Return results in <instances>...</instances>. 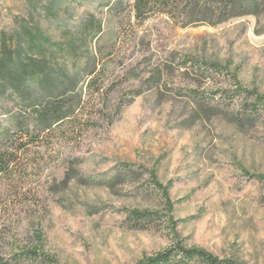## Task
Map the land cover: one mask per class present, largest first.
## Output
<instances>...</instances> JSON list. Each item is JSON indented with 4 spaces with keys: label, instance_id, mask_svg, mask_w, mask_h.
<instances>
[{
    "label": "rangeland",
    "instance_id": "rangeland-1",
    "mask_svg": "<svg viewBox=\"0 0 264 264\" xmlns=\"http://www.w3.org/2000/svg\"><path fill=\"white\" fill-rule=\"evenodd\" d=\"M114 1L0 0V143L17 118L31 120L28 98L56 96L77 67L96 58L106 81L104 102L87 104L94 126L45 157L22 196L0 186V264H42L17 260L35 245L62 264H135L166 248L165 217L130 214L167 213L153 176L169 186L185 244L264 264V184L244 173L264 175V107L243 91L264 94V0H205L191 23L160 15L135 32ZM72 39L84 46L78 63L61 50ZM43 63L60 69L56 91L39 71L20 89L1 75Z\"/></svg>",
    "mask_w": 264,
    "mask_h": 264
},
{
    "label": "trees",
    "instance_id": "trees-1",
    "mask_svg": "<svg viewBox=\"0 0 264 264\" xmlns=\"http://www.w3.org/2000/svg\"><path fill=\"white\" fill-rule=\"evenodd\" d=\"M205 0H115L116 15L122 20H127L132 31H136L144 25L148 20L164 15L174 21L182 19L184 25L191 23L193 20L189 17L193 7L204 4ZM125 5V9L121 7ZM41 35H34L30 42L31 48L38 51H44ZM77 40H70L61 50L69 54V58L74 63L82 61L80 52L82 46ZM92 68L80 66L74 70V73L68 76L65 87L59 94L46 99L45 95L38 94L36 98L31 99V103L35 106L31 114V120L25 122L23 117L17 118L15 129L12 133L6 135L3 142L0 143V186H8V190H14V197H19L17 190L23 187L30 175H36L39 172L45 157H53L65 143L71 142L81 136L86 130L94 126L92 116L97 110H87V104L93 103L89 107H93L95 102L103 103L105 95V83L101 71H97L98 65L96 58H93ZM213 66H217L215 63ZM31 70L20 69L18 75H14L7 71L1 72V75L7 83L13 85L14 88L20 89L21 83L18 82L22 78L35 81L32 77L35 72H41L43 76L39 78L40 84H47L48 89L56 91L57 75L60 69H52L47 63L41 65L32 64ZM87 77V91L79 92L77 88L82 76ZM18 82V83H17ZM29 82V83H30ZM36 82V81H35ZM31 84V83H30ZM51 86V87H49ZM241 89V88H239ZM254 96V109L260 105L264 107V94L258 92L257 89L243 90ZM242 90H238L241 95ZM140 92H137L139 94ZM53 96V97H52ZM101 105V104H100ZM122 104L115 107L114 112L118 114L121 111ZM89 109V108H88ZM94 114V115H93ZM35 150H32L31 147ZM44 149V152L41 150ZM45 153H49L45 156ZM244 173L249 177H256L264 184L263 174ZM155 186L161 192L165 209V216L157 211L152 210H132L130 214L137 221L155 222L162 217L166 218L169 225L170 233H172V243L166 248L144 256L135 264H240L231 259L220 257L207 249L198 245L185 244L177 235L176 225L169 214L173 209V203L169 196V186L159 184L153 176ZM3 192H0V198ZM3 208L0 204V209ZM38 237V236H37ZM37 240H39L37 238ZM17 260L21 263H29L32 261H40L42 264H62L54 258L42 253L39 246L35 245L31 248H24L17 252Z\"/></svg>",
    "mask_w": 264,
    "mask_h": 264
}]
</instances>
